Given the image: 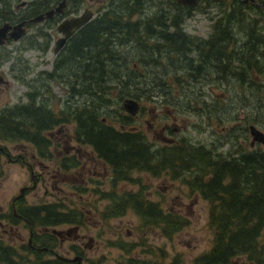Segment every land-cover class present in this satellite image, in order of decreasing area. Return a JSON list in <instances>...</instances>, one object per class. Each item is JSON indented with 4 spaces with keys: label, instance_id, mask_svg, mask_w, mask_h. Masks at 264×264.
Masks as SVG:
<instances>
[{
    "label": "trees",
    "instance_id": "obj_1",
    "mask_svg": "<svg viewBox=\"0 0 264 264\" xmlns=\"http://www.w3.org/2000/svg\"><path fill=\"white\" fill-rule=\"evenodd\" d=\"M141 7L140 0H110L108 7L98 14L99 19L84 29L82 36L69 41L66 52L57 57L52 70L41 72L31 80L32 91L26 93V102L0 108V140L28 141L35 144L39 152L46 153L44 146L48 143L45 141V131L64 122H73L76 140L90 146L96 156L108 164L113 175L108 183L110 187L93 190L98 195L95 200L102 199L107 203L99 211L100 216L110 219L125 214L129 209L140 218L141 226H159L161 233L167 237L187 224L186 217L179 212L164 210L158 202L147 199L142 190L134 189L133 182L137 180L132 173L158 169L160 165L163 168L170 166L168 168H172L174 178L177 174L183 177L184 171H191V179L187 183L190 191L199 192L209 202L208 223L213 234L211 247L194 257L190 264H230L238 256L245 257L248 264H264V150L247 151L246 145L239 144L235 153L219 155L198 145L191 146V154L186 156L180 148H175L170 156H158L157 152L149 150L150 142L143 133L134 129L133 117L123 109L122 104L118 110V126L104 121L107 118L104 113L109 111L111 104L109 94L114 86L118 88L117 96L121 102L125 97L141 100L142 96H156L153 92L167 94L164 91L166 82L153 85L144 82L145 73L133 67L138 57L154 66L174 70L171 76L178 85L187 78L210 74L218 81L228 83L231 78L239 87L247 84V88L264 92V85L257 81L247 82L246 79L254 78L247 76L249 73L259 75L264 72V65L256 64L248 68L245 57L234 55L229 48L227 33L233 21L243 22L245 12L238 6L235 19L233 12L225 9L213 26L215 35L197 46L195 54L191 56V51L184 48L182 43L186 35L176 15H172L167 25L163 13L153 11L140 15ZM187 13L190 14V11L187 10ZM170 27L173 30L166 33ZM152 33H160L158 40L166 42L169 55L165 56V64H162V57L155 53L159 46L145 44L140 48L143 42L138 45L139 41L150 40ZM135 47L141 54L135 53ZM236 57L241 59L234 66L232 62ZM50 79H62L71 96L76 95L81 100L68 109L60 110L44 102L40 90L46 89V82ZM178 103L179 100L174 101L173 106L176 107ZM198 105L201 102L194 99L177 108L204 111ZM245 130L240 132L242 139H245ZM183 142L187 143L179 141V144ZM78 164L76 158L64 166L68 168ZM16 211L28 220L30 227L60 223L82 225L86 219L81 210H69L57 201L29 205L22 203L16 206ZM12 218L15 219L14 215ZM51 240L49 235H45L43 243ZM119 242L115 241L114 244L125 253L122 264H186L179 253L168 262L143 258L136 247L144 245V239L139 243ZM148 253L151 254L152 250L148 249ZM43 254L38 250L33 251L26 244L17 248L0 241V264H75L45 259ZM88 264L97 263L90 261Z\"/></svg>",
    "mask_w": 264,
    "mask_h": 264
},
{
    "label": "rangeland",
    "instance_id": "obj_2",
    "mask_svg": "<svg viewBox=\"0 0 264 264\" xmlns=\"http://www.w3.org/2000/svg\"><path fill=\"white\" fill-rule=\"evenodd\" d=\"M109 2L110 0H107L94 10L105 9ZM169 5H174L172 0H144L145 8L144 6L141 7L139 14L146 15L153 11L162 12L165 23L169 25L172 15L177 12L175 6L168 7ZM0 6H5V0L0 1ZM224 10L225 7L219 9L215 5L209 7L205 4L202 5L201 8L194 10L191 15H184L183 31L190 37H207L212 30L213 21L218 15L222 16ZM2 20L0 18V23ZM169 30H173V27H170ZM238 30L245 31L239 28ZM29 42V39L18 43L8 41L0 47V74L7 80L6 84L0 86V108L5 105L26 102V93L32 91L31 80L36 78L39 73L51 71L54 67V53L52 51L40 53V51L28 47L22 49V45L28 46ZM135 50V53L141 54L136 47ZM136 62L135 65L133 62L131 64L133 63V67H136V71L141 70L143 74L145 73L144 82L153 85L155 83L160 84L162 81L167 84L164 89L167 92L166 95L153 92L156 96H142L141 101L145 105L143 116L148 121L154 118L161 123L167 121L170 126L175 122L179 129L166 135L174 137L178 144L183 139L193 146L205 145L208 148L217 149L219 155H228L234 152L239 144L246 145L247 151L251 149L264 150V146L257 143L249 148L248 145L251 140L249 131H246V138L242 141V134H240L242 128L237 127L238 125L253 123L264 131V92L258 93L256 88H247V84H244V87H239L236 81L231 78L228 83L218 81L214 76L210 77V74L200 78H187L185 82L178 85L174 77L171 76L174 73L171 68L166 70L164 66H154L140 60V57L136 58ZM165 63L167 62L162 60V64ZM232 64L237 66L234 62ZM248 75L254 78L246 77L247 82L257 81L258 84L264 85V72L260 73L258 77L253 73ZM46 84V89L40 90V96L44 102L49 103L57 110L60 108L68 109L69 106L81 100L76 95L71 96L62 79H50ZM114 87L109 94L111 104L109 111L104 113L107 117L104 121L118 126V110H120L122 102L117 96V86ZM194 99L201 102L198 107L204 108V111H192L184 109V107L178 110L177 107H180V104ZM178 100L180 104H177L176 110L172 114L169 110L171 111L173 102ZM166 102H169V106L164 107ZM156 105L159 109H155ZM151 107L154 108L153 112H148ZM122 111L123 109L121 113H123ZM241 111H243V120L240 119ZM152 113H155V116ZM175 115L177 116L176 119L174 118ZM142 123V133L147 141L160 144L161 141L156 140L154 132L147 127L144 121ZM132 124L134 126L136 122L132 120ZM58 127H61L60 132H56ZM74 128L73 122H64L54 128L53 132L57 137L67 140L71 138L66 142L68 145L75 144L78 146L79 142L74 138ZM223 128L225 130L222 131ZM155 129L159 130V127L155 126ZM226 138L228 140H225ZM17 143L20 142L0 140V145H5L12 154H16L13 147ZM80 144L78 147L81 150V155L79 156V164L75 167H57L55 165L57 158L53 154L51 159H45V163L49 164L48 169L55 173L54 177L57 180L54 182L50 176L46 175L44 181H39L37 187L26 194L24 202L39 204L57 201L66 205L69 210H81L86 219L78 233L86 234V237L76 240V242L80 244L82 255L87 263L93 261L97 264H122L125 260V253L114 244L118 240L120 242L139 243L144 239L145 244H139L136 247L137 252L143 258L149 257V259L157 262H168L175 254L179 253L183 256L186 264H190L194 257L211 247L213 231L208 223L209 202L203 199L201 195L199 197L193 195L195 191H190L187 181L191 179V171L185 173L183 177L182 174H177L175 178L171 173L170 181H167L166 184L167 193L161 190V187H165V183L147 179L140 181L139 173H132L133 178L137 180V182H133L134 189L142 190L147 199L158 202L164 210L179 212L186 217L187 224L171 237H167L161 233L159 226H141L140 218L129 209L125 214L110 219H103L100 216L99 211L107 203L102 199L95 200L97 196L93 190L110 187L108 183L111 181L112 172L110 167L104 166L102 161L92 153L90 146ZM62 147L63 143L60 145V148ZM28 148L31 150L30 146ZM38 170H42V168L36 167L35 171ZM73 178L75 180H72ZM85 179L89 180L86 185L87 190H76L74 186H82ZM27 182H29L27 167L22 166L20 162H9L5 155L0 154V215L7 213L11 198ZM152 191L154 192L152 193ZM179 194L180 198H174ZM2 215L0 219L4 218ZM5 224L0 225V237L7 245L19 248V245L27 241L28 226L19 222L18 231L12 233L9 232L8 226ZM68 226L67 224H60L55 228L61 229ZM37 228L40 227H33L34 230ZM88 237H92V240L87 241ZM73 242L72 238H68L62 246L57 247L56 245L58 253L73 256V253L67 252ZM84 243H88V246H85ZM148 249L152 250L151 254L148 253ZM44 257L50 256L45 254ZM245 259V257L238 256L233 258L230 264H248Z\"/></svg>",
    "mask_w": 264,
    "mask_h": 264
},
{
    "label": "flooded vegetation",
    "instance_id": "obj_3",
    "mask_svg": "<svg viewBox=\"0 0 264 264\" xmlns=\"http://www.w3.org/2000/svg\"><path fill=\"white\" fill-rule=\"evenodd\" d=\"M2 1V0H0ZM107 0H5V6H0V15L3 20L0 23V26L7 22L9 25H11V28L8 30H12V26L17 25L19 23H22L21 27L24 29L23 35H21L20 38L14 40L11 38H8L5 40V42L0 45L3 46L6 42L11 41L14 43L23 42L25 39H29V45H22V49L31 48L37 51H40V53H47L48 51H52L54 53L55 59H57L58 56H62L66 50L67 46L70 40H73L76 37L82 36L84 33V29L91 26L94 22V20L99 19L98 14L105 10H94L95 8H98L99 6L103 5ZM142 2V7L144 6V0H140ZM62 2V3H61ZM172 3L174 5H169L168 7L175 6V9L177 12H175L173 15H176V18L180 21L181 30L183 31L182 25L184 22V15H191L194 10L201 8L202 5L211 6L215 5L219 9L225 7V9H228L229 11L233 12V18L237 17V11L238 6L239 8L243 9V12H245V15L243 16V22L239 21L238 23L235 21L231 24V30L227 33L228 39H229V48L234 55L244 56L245 57V66L251 67V65L256 64H263L264 65V0H197L194 4H187L178 2L177 0H172ZM61 6V10H58L57 7ZM109 5V4H108ZM145 8V6H144ZM190 8V9H189ZM241 9V10H242ZM49 10H53V13L51 15H47L46 12ZM86 10H90L93 14L92 17L83 23L80 27L77 29L69 28L64 29L68 31H73L71 35L67 38V40L64 42L63 46L55 52V44L56 41L63 37L65 33L62 32V30H59L61 23L65 19H70L72 17H76L79 15H82L86 12ZM187 10L190 11V14L187 13ZM96 11V12H95ZM143 11V10H142ZM96 13V14H95ZM162 13V12H159ZM42 14L43 17L38 20L34 21L33 18H35L37 15ZM163 20H164V13ZM222 16L218 15L216 19L212 23V29L214 24L217 22L219 18ZM236 19V18H235ZM166 22V21H165ZM171 22V21H170ZM169 22V23H170ZM239 24V25H238ZM235 28L236 30H234ZM239 29H245V31L238 30ZM63 29V28H62ZM163 28H160L162 30ZM167 31V30H166ZM172 30L167 31L166 33H170ZM184 32V31H183ZM185 33V32H184ZM82 34V35H81ZM142 34V33H141ZM186 39H183L182 43L184 45V48L191 51V56L195 54V49L197 46L201 45L203 42H207L211 39L212 36L215 34L210 32V34L207 37L202 36H194L190 37L187 34ZM218 36V34H216ZM160 36V33H152L150 35V40H143L139 41L138 45L140 48H143L145 44H151L154 46H159L160 48H157L155 50V53L160 55L163 60L167 62V59L165 58L166 54L169 55V51L165 48L166 42H161L158 40L157 37ZM40 37V39H39ZM188 38V39H187ZM218 43V42H215ZM163 46V48H161ZM141 52V51H140ZM239 59V60H236ZM241 58H235L233 61L235 64L238 65V62ZM158 62H160V59H157ZM136 64V63H135ZM134 64V65H135ZM248 67V68H249ZM260 75V74H259ZM258 77V74H257ZM139 102V110L136 113V115L133 117V122H136V125L134 124V129L138 130L139 132H143V121L146 123L147 127L152 130L155 134L156 140L161 141L160 144L150 143L149 150L153 152H157L158 156H170L175 150V148H180L183 151V155L185 154H191L190 147L193 145H188L187 143L183 142L178 144L177 140L174 137L167 136V133H170L171 131H177L179 129V126L174 122L172 126H170L167 121L164 123H161V121H158L156 118L152 119L151 121H148L145 116H143V113L145 112V105L144 102L141 100H138ZM169 106V102L165 103L164 107ZM158 106H155V109H157ZM159 109V108H158ZM154 108H149L148 112H153ZM176 107L172 104L171 112H175ZM167 111V110H166ZM241 116L240 119L243 120V111L240 112ZM153 116H155V113H152ZM175 119L177 116L175 115ZM250 124L253 123H247V125H238L239 128H246L245 131L248 130V127ZM62 125V124H61ZM60 126V125H57ZM57 126H54L51 129H48L45 131V141L48 143L46 146H44L45 152L42 153L39 152V150L36 148L35 144H32L30 142H20L15 144L13 149H15L16 154H12L8 148L5 145H1L3 150H0V154L5 155L7 158V161L9 162H20L22 166H26L29 171V182L25 183L22 187L19 188V191L16 195H14L11 198L10 201V208L7 213H5L4 218L0 219V225L8 226L9 232L15 233L18 231L19 222H22L24 225H29L28 220L22 216V214L17 213L16 206L18 204H26L29 205V203L24 202V198L26 194L30 190H34L37 187V184L39 181H44L46 175L50 176L52 181L56 182L57 178H55V173L53 171H50L49 164L45 163V159H51L52 154L55 158H57L55 165L57 167L61 166L66 168L64 165H66L69 161H73L76 158L79 160V156L81 155V150L78 146L81 144L79 143L78 146L74 145H68L66 142L70 139L61 138L55 136L53 130ZM156 127H159V130L155 129ZM225 130L224 128L222 131ZM61 127H58L56 132H60ZM75 138V137H74ZM246 138V136H245ZM76 140V138H75ZM245 139H242L244 141ZM182 141H186L183 140ZM12 142V141H11ZM16 142V141H14ZM61 143H63V147L60 148ZM256 144V143H255ZM255 144L250 145V147H253ZM86 145V144H85ZM28 146L31 147V150H29ZM200 146V145H199ZM205 150L214 152L215 154H219L217 149L208 148L205 145H202ZM43 148V147H41ZM92 153H96L92 150ZM231 153H235L231 152ZM230 154V153H229ZM97 157V156H96ZM98 158V157H97ZM99 159V158H98ZM101 160V159H99ZM104 166H108L106 162L101 160ZM37 168H42V170L35 171ZM72 167V166H71ZM70 167V168H71ZM109 167V166H108ZM164 166L160 165L158 169H149V171L145 170H137L136 172L139 173V180L147 179L149 181H160L161 183H165V187H161V190H163L165 193H167V181H170V175L173 171L172 168H168L170 166ZM69 168V167H68ZM190 171V170H189ZM187 173V171H184ZM183 172V173H184ZM113 175H111L112 178ZM72 180H75L74 178ZM91 180V179H90ZM89 180L85 179L84 183H82V186H74L76 190L79 189H86L87 182ZM84 184V185H83ZM23 188V191L20 192V189ZM61 188L60 186L58 187ZM154 191H152L153 193ZM170 193V192H168ZM195 196L199 197V192H193ZM20 194L19 197H17ZM96 195V194H95ZM182 195V194H181ZM98 197V195H96ZM184 196V195H183ZM180 194L176 195L174 198L178 199L180 198ZM202 197V196H201ZM12 212L15 219L10 216V213ZM0 215V216H1ZM10 216V217H9ZM8 224V225H7ZM61 224V223H60ZM58 224V225H60ZM69 225L67 228H61L56 229L55 226H39L40 228H37L36 230L33 229V227L30 225L28 226V238L27 241L24 244L26 246H29L33 251H41L43 252V258L45 259H59L61 260L57 255L58 250L56 248L62 246V244L65 242L66 239L72 238L74 241L70 246L71 248L67 250L68 253H73L74 255H80L82 257L81 264H88L81 252V246L76 240H81L86 237V234H79L78 231L81 229V224H71V223H62ZM56 229L60 232L58 234L53 233L52 230ZM6 232V230H5ZM49 235V237L52 238L51 241H48L47 244L43 243V240L45 238V235ZM92 237H88L87 241H91ZM0 241L2 244H6L2 237H0ZM7 245V244H6ZM43 245V246H42ZM46 245V246H45ZM84 245L88 246V243H84ZM90 246V245H89ZM42 247H46V249H41ZM49 255L50 257H44V255ZM61 255V254H59ZM67 257H73L67 255H63ZM66 261V260H64ZM69 262V261H67ZM69 263H75L76 262H69ZM57 264V263H55Z\"/></svg>",
    "mask_w": 264,
    "mask_h": 264
},
{
    "label": "water",
    "instance_id": "obj_4",
    "mask_svg": "<svg viewBox=\"0 0 264 264\" xmlns=\"http://www.w3.org/2000/svg\"><path fill=\"white\" fill-rule=\"evenodd\" d=\"M178 2L182 3H187V4H194L197 0H177ZM62 3V2H61ZM61 6L57 7L58 10H61ZM53 13V10H49L46 12L47 15H51ZM92 12L90 10H86L85 13L82 15L72 17L70 19H65L61 25L59 30H62L63 37L59 38L56 41L55 44V52H57L64 44V42L67 40V38L71 35V33L74 31H68L64 29H69V28H74L77 29L80 27L83 23L88 21L92 17ZM43 17L42 14L37 15L35 18H33L34 21H38ZM22 23H19L17 25L12 26V30L8 31L11 28V25H9L7 22H4L0 26V45H2L6 39L11 38V39H18L23 35L24 29L21 27ZM63 28V29H62ZM7 80L4 78L2 74H0V86L1 84H6ZM122 107L123 109L129 113L130 115L134 116L139 110V102L137 99L131 98V97H125L122 100ZM249 134L251 135V140H250V145H253L255 142H260L262 145H264V131L257 127L255 124H250L248 127ZM0 150H3L2 146L0 145ZM23 191V188L20 189V192ZM20 194L17 196L19 197ZM53 233L58 234L60 231L53 229ZM46 249V247L41 248ZM61 260H66L69 262H76L78 264H81V259L82 257L80 255H74L73 257H67L63 255H57Z\"/></svg>",
    "mask_w": 264,
    "mask_h": 264
},
{
    "label": "bare ground",
    "instance_id": "obj_5",
    "mask_svg": "<svg viewBox=\"0 0 264 264\" xmlns=\"http://www.w3.org/2000/svg\"><path fill=\"white\" fill-rule=\"evenodd\" d=\"M243 103V102H242Z\"/></svg>",
    "mask_w": 264,
    "mask_h": 264
}]
</instances>
